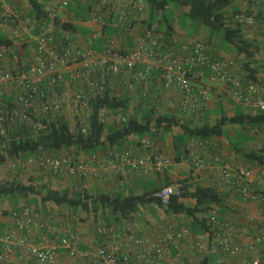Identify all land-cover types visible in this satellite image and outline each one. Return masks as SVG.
<instances>
[{"label": "built area", "instance_id": "2783aa9c", "mask_svg": "<svg viewBox=\"0 0 264 264\" xmlns=\"http://www.w3.org/2000/svg\"><path fill=\"white\" fill-rule=\"evenodd\" d=\"M18 2L0 0V32L9 40L0 43L2 153L21 131L49 135L59 122L67 124L73 137H88L99 100L116 104L97 111V120L108 128H122L132 119L143 123L145 114L151 124L144 135L133 133L97 153L75 148L59 154L40 152L8 160L1 171L79 183L88 182L91 175L112 173L117 188L123 189L134 173L163 176L173 167L171 174L178 175L175 156L155 150L152 134L166 132L158 128V120L169 117L185 123L228 98L254 113L264 112V84L236 75L235 63L215 58L203 42L185 45L184 57L166 52L164 34L149 24V0H28L30 12L36 4L45 14H29L28 19L17 13ZM243 4V9L230 11L225 23L257 29L264 37V0ZM155 18L160 22L162 13ZM206 78L217 86L193 85ZM245 131L252 140L240 154L224 156L214 138L192 137L184 147L186 162L213 176L209 187L224 204L207 206L201 232L169 225L158 227L154 236L137 235L101 223L95 227L97 247L82 250L80 236L68 223L59 242L51 239L58 232L56 222L41 223L45 232L37 243V214L22 206L11 212L9 232L0 222V264H8L16 251L26 264H59L61 254L72 264H177L172 248L190 242L196 252L191 264H264V159L245 158H264V125ZM181 195V185L164 183L151 197L167 207L172 197Z\"/></svg>", "mask_w": 264, "mask_h": 264}, {"label": "trees", "instance_id": "16d2710c", "mask_svg": "<svg viewBox=\"0 0 264 264\" xmlns=\"http://www.w3.org/2000/svg\"><path fill=\"white\" fill-rule=\"evenodd\" d=\"M236 0H149L150 19L154 20L157 13H162L170 3H177L184 9V13L191 19L198 21L202 26L207 28L211 35L222 34V39L226 43H235L236 32L226 27V16L229 11L237 12L235 5ZM34 4V3H33ZM32 15H37L38 18L44 14L43 7L35 4V10L31 11ZM45 15V14H44ZM163 20L168 22L163 15ZM162 21V20H161ZM66 28L67 26H63ZM68 28V27H67ZM236 35V36H235ZM0 43L9 44V40L3 33L0 32ZM237 46V45H235ZM239 49L246 53V62L244 69L247 72L249 80L258 81L257 70L251 67L253 53L243 46L238 45ZM20 55L24 56L19 50ZM123 104V103H121ZM108 106L114 107L115 103L108 100H99L95 107L93 116V130L91 134L84 137H73L69 133L66 123L59 122L52 127V132L49 135H32L25 131H21L7 144L4 153L0 148V165L5 164L8 160L24 158L38 155L40 152H48V154H59L62 150H82L86 154L97 153L106 150L108 147L119 145L125 141L133 133L144 135L150 128V120L148 115H144L145 122L139 123L136 119H132L128 124L119 129H111L102 125L97 120V111L99 108ZM164 124V126H163ZM240 126L243 130L246 127L261 128L264 125V112H255L251 115L245 114L243 111L238 112L234 117L228 118L223 115L216 123L211 124L207 120L202 124L197 125L191 121L185 123L178 122L175 118L169 119L165 117L157 121L158 128L163 127L165 131H172L173 128H178L181 131L180 135L174 137L175 143L184 144L188 138H218L226 135L225 131L228 126ZM154 138L161 140V134H152ZM233 144L235 154L243 153L244 145ZM245 158L256 159L263 161L262 155L252 154L246 155ZM48 175H41V180L47 178ZM50 178V176H48ZM32 182L30 185H25L19 180H11L0 183V202L2 200H11L15 202V209L20 199H29L34 196L33 201L29 202L32 205L41 203L43 206L68 207L78 211L80 208L86 212H92L102 215V219L107 225L119 226L112 224V220L119 224L121 220H127L136 214L140 207L155 206L156 209H162L168 216H183L187 221L191 222L190 228L198 233L201 232L206 225L207 206L211 203L224 206L217 194L210 188L201 184L195 187L188 186L185 181L181 182L182 195L180 197H172L171 203L167 207H163L159 201L152 198V194L163 187V185H144L135 186L128 189L126 186L123 189L109 192H89L85 187H78L75 191L65 190L59 192L51 189L48 184L42 186L34 185L36 179L30 177ZM173 183H166V186ZM81 185V184H80ZM79 185V186H80ZM194 200L195 204L190 205L188 200ZM97 216V215H96ZM95 216V217H96Z\"/></svg>", "mask_w": 264, "mask_h": 264}, {"label": "crops", "instance_id": "0c3cea01", "mask_svg": "<svg viewBox=\"0 0 264 264\" xmlns=\"http://www.w3.org/2000/svg\"><path fill=\"white\" fill-rule=\"evenodd\" d=\"M244 2L242 4H237L239 9L244 8ZM17 13L21 15L31 14L28 0H19L17 3ZM162 21L157 22V19L149 20V24H154L158 27L159 31L164 34L165 43L167 44L165 51H172L175 56L184 57L185 53L183 51V47L187 45L192 40H199L203 42L211 51L212 55L215 58L234 62L235 67L233 71L236 75L241 78L247 79V72L244 69V66L248 59L246 58V53L244 50L239 49L238 45L243 46L251 51L254 55L253 60H251V67L257 70L258 82L264 84V37L254 28H247L236 26L234 24H226V27L238 30L236 32L235 43H226L222 39L220 35H211L208 29H202V33L199 36L189 37L183 32H178L176 27L169 23L164 22L163 14ZM237 45V46H235ZM208 75V73H207ZM249 80V79H247ZM253 81V80H250ZM193 85L197 88L200 87H215L217 83L211 82L208 78L195 81ZM243 111L247 115H251L254 112L247 107L238 105L232 99H223L218 103H212L211 106L203 112L199 117L194 120H191L192 123L200 125L203 121L207 120L208 122H212L213 120H220V118L225 115L228 118L234 117L238 112ZM216 121V122H217ZM200 123V124H198ZM229 128V126L227 127ZM226 128V129H227ZM166 132L161 134V140L158 138L154 139L155 150L158 153L162 154H173L175 156L176 161L180 165L178 170V175H172L171 170L173 167H170L168 171L163 176L158 175H149L143 172L134 173L130 177V181L126 184V193H128L129 188H133L137 186H146V185H163L164 183H173L172 185L176 187L177 185H181L180 183L185 181V184L188 186L195 187L197 184H201L205 187H209L213 180V176L209 175L206 172H198L194 169L191 162H186L185 160V152L184 147L190 141L191 138H188L184 144L175 143L174 137L181 134V131L175 134L172 139H168ZM226 136V135H225ZM224 137L214 138L215 143L217 144L219 150L224 156H229L234 153L233 151V143L227 141ZM252 138V137H250ZM167 140L170 141L168 144ZM250 141V140H249ZM264 142V141H263ZM247 143V142H246ZM245 143V144H246ZM117 180L118 178L112 173H105L103 178H98L96 176L91 175L88 182L91 183L90 186H86V189L89 192H109V191H117ZM78 188V187H77ZM76 188V189H77ZM89 188V189H88ZM121 190V189H120ZM10 200H2L0 202V222L3 226L4 232H9L12 228V225L9 221V217L11 215V209L7 208L4 203ZM187 203L190 205H194L193 200H188ZM40 205H42L40 203ZM42 209L41 214L37 211V223L35 226L33 235L37 241V243L42 242V235L44 234V230L39 228V225L44 222H56L58 227L57 235L51 236V239L59 242L62 237L66 234L64 230V226L68 223L71 224L73 231L76 232L82 241L81 249L89 250L97 247V235L95 231V227L98 224L105 223L104 220L93 216L91 212V218L81 216L79 211L72 210L68 207H57V206H48ZM49 207H56L55 212L49 213ZM21 208V207H19ZM60 210V211H59ZM60 212V213H58ZM100 219V220H99ZM166 225L161 226H173L176 229H182L184 227H190L191 222L187 221V219L183 216H171ZM106 224V223H105ZM119 229H129L124 228L122 226H117ZM158 227L160 224L151 223L146 225L145 228L138 230L137 235H149L154 236L158 232ZM196 233V232H195ZM199 233V232H198ZM172 256L174 259H177V264H191L196 258V252L193 249V244L183 243L179 249L172 248ZM21 253L16 251L15 256L11 259L8 264H26L21 259ZM59 264H72V261L66 256L61 254Z\"/></svg>", "mask_w": 264, "mask_h": 264}, {"label": "rangeland", "instance_id": "374dc122", "mask_svg": "<svg viewBox=\"0 0 264 264\" xmlns=\"http://www.w3.org/2000/svg\"><path fill=\"white\" fill-rule=\"evenodd\" d=\"M242 2H244V0H236L235 1V5H236L237 9H239L237 4H242ZM230 11H232V10H230ZM230 11L228 14H230ZM162 14L164 15V17L166 18V20L169 23L173 24L176 27L178 32H183V34H186L189 37L199 36L202 33V29H207L204 26H202L198 21L189 18L184 13V9L180 5H178L177 3H170L169 6L162 12ZM28 15L29 14L24 15L23 18L28 19L29 18ZM164 22H165V20H164ZM220 36L222 37L223 35L220 34ZM19 50L21 51V53L24 56L26 55V50L23 49V46H19ZM216 121L217 120H213L211 122V124L216 123ZM198 124H200V123H198ZM179 131L180 130L175 129V130L169 131V132L166 131L165 134L167 135V138L170 140ZM174 132H176V133H174ZM225 133H226L225 138L227 139V141H229L233 144H241L243 142H248L249 140H252V138H250L251 136L249 135V133L237 125L229 126V128L226 129ZM169 140H167L168 144H170ZM48 176L43 182L41 180L40 174L32 175L30 173H17L15 175H10L7 172L0 170V183L6 182V181H11V180H19L25 185H30L32 182L29 180V178L32 177V178L36 179L34 181V185L42 186V185L47 183L51 189H53L55 191H59V192H64L65 190L75 191V189L77 187H85L86 188V186L89 187L91 184V183H79V182H77L71 178L51 177V176L49 178ZM33 199H34V196H30L29 199H20V200H18L19 204L17 206L18 207L29 206L35 211V213L38 212L39 214H41L42 209L44 207H42V205H40V203L38 205L30 204L29 202L30 201L32 202ZM4 205H6L7 208L11 209V211L13 209H15V206H16L15 202L11 201V200L6 201L4 203ZM48 210H49L48 211L49 213H51V212L53 213L56 211V207H49ZM78 211H79L81 216H85L88 218H91V216H92L91 215L92 212L87 213L86 211H83L81 208ZM58 213H60V212H58ZM92 214L94 217L96 215H98L99 218L101 219L102 215L100 212L96 215H95V213H92ZM170 218H171V216L166 215L162 209H156L155 206H144V207H140L138 212L136 214H134L131 218H129L127 220H121L119 222V224L116 223L114 220H112V224H117V225L122 226L124 228H129L133 232H137L138 230L145 228L146 225L148 226V224H151V223H154V224L158 223V224H160V226L166 225V223L169 221L168 219H170Z\"/></svg>", "mask_w": 264, "mask_h": 264}]
</instances>
